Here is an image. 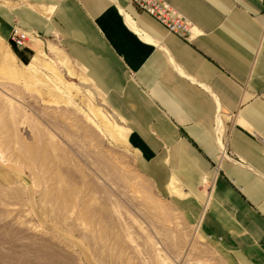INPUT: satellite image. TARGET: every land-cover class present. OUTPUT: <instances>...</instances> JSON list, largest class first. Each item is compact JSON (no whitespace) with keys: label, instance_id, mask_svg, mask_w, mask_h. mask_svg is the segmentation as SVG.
<instances>
[{"label":"crops","instance_id":"crops-1","mask_svg":"<svg viewBox=\"0 0 264 264\" xmlns=\"http://www.w3.org/2000/svg\"><path fill=\"white\" fill-rule=\"evenodd\" d=\"M164 1L189 40L130 0H0V31L18 21L83 69L138 171L222 264H264V0Z\"/></svg>","mask_w":264,"mask_h":264},{"label":"rangeland","instance_id":"rangeland-1","mask_svg":"<svg viewBox=\"0 0 264 264\" xmlns=\"http://www.w3.org/2000/svg\"><path fill=\"white\" fill-rule=\"evenodd\" d=\"M14 23L12 31L29 32ZM29 33L32 38L25 48L35 40L39 45L34 43L31 60L21 61L20 48L0 31V264H50L40 249L46 238L42 233L72 243L85 264H222L138 171L133 149L116 137L125 134L128 141L127 130L108 112L93 85L78 78L83 69L57 58L45 40L42 55L36 54L42 41ZM23 128L30 136L22 135ZM34 137L39 148L54 146L49 156H67L63 170L80 182H91L99 202L112 207L116 228L106 243L95 245L74 214H68L66 223L58 222L72 231L51 221L54 213L42 196L44 178L51 173L43 174L18 157L16 138L32 143ZM116 234L122 236L120 242Z\"/></svg>","mask_w":264,"mask_h":264},{"label":"bare ground","instance_id":"bare-ground-1","mask_svg":"<svg viewBox=\"0 0 264 264\" xmlns=\"http://www.w3.org/2000/svg\"><path fill=\"white\" fill-rule=\"evenodd\" d=\"M34 43L38 44V41L35 40ZM36 54L41 56L42 48ZM21 133L22 135H29L25 128L21 130ZM39 137L41 138V135ZM116 137L119 142L128 144L125 134L116 135ZM31 139L34 142L28 143L23 139L16 138V144L20 146L18 157L23 158L25 164H35L43 174L51 173L50 178H44L45 189L42 192L44 202L54 213V216H52L54 218H51V221L60 225L63 230L72 231V228L68 225H62L58 222L63 220L66 223L68 214H74L77 222L85 227V231L91 233L95 245L106 243L109 238L111 239L112 230L116 228L111 223L113 216H111L112 207L108 203L99 202L97 197L98 190L95 189L96 187L91 182H86L85 180L80 182L72 175V172L63 170L62 165L68 162L67 156L63 159L49 156L51 148H54L52 144L39 148L37 145L38 141L35 142L38 137ZM24 190H26L25 187ZM34 231L41 233L42 230L34 225ZM41 235L46 238H44L40 249L46 254L50 264H85L76 250L77 248L75 249L72 243L55 234L42 233ZM120 237L122 236H117L116 234L114 239L120 242Z\"/></svg>","mask_w":264,"mask_h":264},{"label":"built area","instance_id":"built-area-1","mask_svg":"<svg viewBox=\"0 0 264 264\" xmlns=\"http://www.w3.org/2000/svg\"><path fill=\"white\" fill-rule=\"evenodd\" d=\"M143 12L147 13L159 23H161L168 32L189 40L188 37L193 32L192 23L175 8L164 0H130ZM32 38L29 32L15 28L10 41L16 47L23 49Z\"/></svg>","mask_w":264,"mask_h":264}]
</instances>
